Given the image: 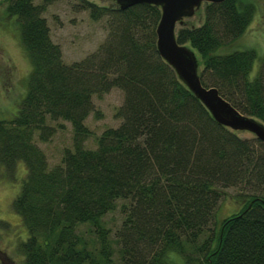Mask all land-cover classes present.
<instances>
[{
    "label": "trees",
    "instance_id": "16d2710c",
    "mask_svg": "<svg viewBox=\"0 0 264 264\" xmlns=\"http://www.w3.org/2000/svg\"><path fill=\"white\" fill-rule=\"evenodd\" d=\"M1 3L30 64L15 114L0 118V163L12 176L25 165L11 201L27 230L17 243L23 264H264V141L216 121L160 56L158 5L78 0L107 32L96 49L65 62L44 4ZM254 12L253 0L205 1L203 21L181 23L176 36L198 55L204 85L264 123V53L220 50ZM112 87L124 94L121 121L87 147L84 120L101 114L93 95ZM58 119L71 123L72 147L49 166L36 138L48 140L56 128L49 120ZM229 187L246 203L210 226ZM119 200L123 218L112 242L103 216Z\"/></svg>",
    "mask_w": 264,
    "mask_h": 264
},
{
    "label": "rangeland",
    "instance_id": "374dc122",
    "mask_svg": "<svg viewBox=\"0 0 264 264\" xmlns=\"http://www.w3.org/2000/svg\"><path fill=\"white\" fill-rule=\"evenodd\" d=\"M100 5L117 7V0H92ZM255 12L244 32L237 38L221 47V51L254 47L259 55L264 53V0H253ZM44 4L42 15L49 26L51 38L60 44L65 62L84 57L96 49L106 36L104 19L94 20L87 9H81L78 0H34ZM204 2L196 6L191 14L180 17L176 29L181 23L198 25L203 21ZM197 55V54H196ZM198 56V55H197ZM259 58L252 67L251 73L256 71ZM29 60L22 47L18 24L14 17H9L0 0V118L9 119L16 111L17 102L25 92V78L29 72ZM201 65H198V70ZM123 91L112 87L107 92L93 95L95 110L85 118V124L90 133L84 141L85 146L95 147L96 138L107 126H117L121 119L116 115L118 107L123 102ZM56 125L55 132L48 140L36 138L37 144L47 156L49 166L61 161L64 149L72 147L73 130L67 120H49ZM58 122L62 126L57 125ZM242 137H256L254 132L247 129L234 130ZM25 174V165L18 162L14 176L0 163V264H23V255L18 242L24 240L27 230L21 221L20 215L11 207V201L17 193L21 179ZM239 187H229L220 198L212 217L217 224L227 215L238 211L246 203L243 196H237ZM120 200L117 206L106 212L103 222L110 230L113 241L115 230L120 226L123 214L120 210ZM84 224L79 225L83 230Z\"/></svg>",
    "mask_w": 264,
    "mask_h": 264
},
{
    "label": "water",
    "instance_id": "95a60500",
    "mask_svg": "<svg viewBox=\"0 0 264 264\" xmlns=\"http://www.w3.org/2000/svg\"><path fill=\"white\" fill-rule=\"evenodd\" d=\"M223 0H117L120 8L136 3H152L160 7L161 15L156 26V47L160 56L175 70L179 78L205 105L213 118L231 129H247L264 141V123L237 109L223 97L215 86L204 85L199 76L194 51L177 40L176 23L185 14H191L202 2Z\"/></svg>",
    "mask_w": 264,
    "mask_h": 264
}]
</instances>
